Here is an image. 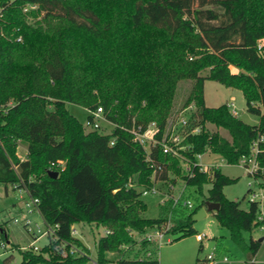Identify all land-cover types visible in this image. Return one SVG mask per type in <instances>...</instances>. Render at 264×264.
<instances>
[{"label": "trees", "instance_id": "trees-1", "mask_svg": "<svg viewBox=\"0 0 264 264\" xmlns=\"http://www.w3.org/2000/svg\"><path fill=\"white\" fill-rule=\"evenodd\" d=\"M27 4L38 8L25 11ZM37 16L36 24L28 22ZM205 69L209 73L201 75ZM187 78L194 86L185 104L194 103L196 112L184 131L182 144L188 149L182 152L190 162L184 170L181 157L159 145L147 159L149 150L123 126L157 121L162 139L177 86ZM207 79L241 89L259 122L246 123L228 104L208 106ZM69 103L89 111L102 106L113 129H89ZM208 123L230 137L209 131ZM196 126L201 132L191 133ZM262 136L264 0H0V184L8 192L24 179L39 197L44 218L59 224L58 239H49L37 252L22 251L23 264H90L89 248L72 233L80 222L106 228L96 242L100 264L111 263L112 252L123 253L119 264H160L156 256H142L150 241L145 238L135 248L132 234L159 229L167 219V207L160 217L144 216L148 205L142 195L155 184V172L156 180H169L173 173L200 190L211 184L188 218L170 207L182 215L171 230L177 238L194 232L191 221L206 201L218 202L214 213L220 225L231 230L253 261L261 241L243 244V231L264 225L260 203L252 201L245 209L229 199L224 187L237 179L219 167L201 170L198 155L211 150L239 163ZM21 143L27 145L26 158L18 155ZM259 143L264 166V140ZM60 161L63 168L52 167L59 175L50 176L51 164ZM253 175L264 177V172ZM72 247L84 248L85 254L72 253Z\"/></svg>", "mask_w": 264, "mask_h": 264}, {"label": "rangeland", "instance_id": "rangeland-1", "mask_svg": "<svg viewBox=\"0 0 264 264\" xmlns=\"http://www.w3.org/2000/svg\"><path fill=\"white\" fill-rule=\"evenodd\" d=\"M40 19L41 16L29 17L28 22L36 24ZM232 71L239 72L240 69L232 67ZM208 73L209 69L201 71V75H207ZM193 86L194 80L190 78L179 82L173 100L172 114L168 119L166 131L171 128L173 123H179L182 119H188L196 112L194 103L190 102L189 104H185L192 93ZM204 93L207 105L219 106L221 104L234 103V109L238 112L237 117L252 125L259 122L260 116L248 111L247 101L241 89L226 87L217 80L207 79ZM257 105L259 104L257 103ZM68 109L84 125L87 123L89 115L91 114L87 108L75 103H69ZM103 128L110 131L113 129V125L108 122H103ZM207 128L211 132H219L221 136L230 137L226 129L219 128L212 123H208ZM25 147L27 145L24 143H21L18 147V155L20 158H26L28 155L27 152L25 153ZM185 159L186 157L184 156L181 158V165L184 170H187L190 167V162ZM199 163L203 167L207 165L220 166L221 171L225 175L232 179H237L235 182L224 187V193L229 199L241 202L242 208L247 209L250 205L251 198L255 195L254 198L256 200L264 198V177H255L240 165V163H229L222 156L213 153L211 150L200 153ZM38 177L39 175L37 174L33 175L35 179ZM155 185L160 191H168L170 194L175 195L176 198L180 195L183 196L182 202L188 199L192 201L193 208L183 207L182 203L180 206H175L181 210L182 215L186 218L199 205L204 196L208 194L209 188L211 187V184L208 183L200 190L197 185L187 184L181 175L173 173H170L169 180H157ZM250 188L251 191H249ZM23 196H26V194L22 190L14 189L13 187L10 189L9 194H6L4 185L0 184V264H23L22 251L31 248L33 244L39 248H43L49 242L47 236L36 238L28 227L25 226V217L28 215L32 219V224L30 225L32 228L36 227L37 224H43V217L38 211L28 214ZM162 196L161 192L157 194L149 192L146 195H142L143 200L148 205L144 216L149 218L160 217L165 213L163 209L165 207L168 208V212L165 213L167 219L161 226V230L166 231L164 232V236L157 238V235L153 234L154 239L150 241V250L147 252L142 251V256L148 254L156 256L160 264H206V259L210 255H213L214 258L208 260L207 264H250V256L247 249L234 239L228 227L220 225L213 211H210L203 218L191 221V226L194 228L192 234L177 238L178 233L172 232L171 230L175 227L182 215L180 213L175 215L170 210V207L173 206L172 199L167 200L162 205ZM169 202H172L171 206H167ZM16 218L20 222H16ZM3 228H5L4 232L2 231ZM73 228L78 230L76 236L89 248L91 259H97L96 242L101 236L106 234V228L103 225L98 226L96 223L88 222L76 223ZM155 230L157 229H150L146 234L133 231L132 234L136 239L134 247L140 248L146 236L155 232ZM198 233L206 235L203 241L197 239ZM251 238L257 240L263 238L261 248L254 262L264 264V225L256 227L251 232L243 231V244L249 243ZM78 248L81 250L84 249L82 247ZM108 256L112 259V262L109 264H119L118 261L123 256V253L112 252ZM226 257L228 260H225Z\"/></svg>", "mask_w": 264, "mask_h": 264}, {"label": "built area", "instance_id": "built-area-1", "mask_svg": "<svg viewBox=\"0 0 264 264\" xmlns=\"http://www.w3.org/2000/svg\"><path fill=\"white\" fill-rule=\"evenodd\" d=\"M38 8L37 4H27L24 7L25 11H29L32 9H36ZM18 41H22V36H19ZM228 107L230 108V110L232 111V113L235 116H238V112L234 109V103H229ZM91 112V117H89L86 126L89 129H98V130H102L103 128V122H108L109 124L112 125V123L110 121H108V119L106 118L105 114H104V109L102 106L98 107L97 110H93L90 111ZM189 123V118L188 119H182V121H180L179 123H173L171 125V134L170 137H167V134L169 132L165 131L163 138L162 139H158L157 134L160 132V127L158 125V123L156 121L150 122L149 124H147L146 126H144L143 124H139V125H134L132 128H126L123 126L124 129H126L127 131L131 132L134 135V141L140 143L142 146H144L147 149V159H151V154H150V149L153 146H157L159 145L164 153H172L178 157H183V150H186V148H188L187 145H183L182 141L184 139V131H185V127H187ZM202 130L201 126H196L194 128L191 129V133H200ZM264 140V136L260 137L259 141H255L253 143V147H252V152L249 155H243L240 159V165H242L249 173L254 174L257 171H262L264 172V166L261 165L258 156L259 153L262 151V149L260 148V141ZM116 140L112 139L110 144L111 145H115ZM200 154L198 155L199 158ZM185 157V156H184ZM185 160L189 161L188 158H186ZM198 165L200 167L201 170L204 171H209L210 169L213 168H218L219 166H205L203 167L199 162ZM65 166V162L64 161H60L58 163H52L51 164V170L52 167H64ZM156 174V172H155ZM155 174L153 175L152 179L155 181V184L157 182L156 178H155ZM153 185L150 189H145L143 191V195L148 194L149 192L152 194H157L159 192H161V194L163 195L161 198V204L164 205L167 200L172 199L173 201V207L175 206H180L182 203L183 207H187V208H193V203L190 199L185 200L182 202V197L183 196H179L176 198L175 195L170 194L168 191L166 192H162L160 191L156 185ZM14 189H20L22 190L26 196H23L25 202V206L27 207V212L28 214H31L35 211H38L40 213V215L43 217V224H37L36 227H31L30 225L32 224V219L29 217V215L27 217H25V226L28 227V229L35 235L36 238H39L41 236H47L49 239L52 240H56L59 238L58 236V229H59V224H50L42 215L41 210H40V199L37 196H34L32 194V192L30 191L26 181L24 179H21V181L19 183H16L13 185ZM256 196V195H255ZM254 196V197H255ZM254 197L251 198L250 202L252 201H258L261 205V211H260V216L259 218L264 220V198H261V200H256ZM16 222H20V220L18 218L15 219ZM107 232V231H106ZM164 232L166 231H162L161 228L155 230V232L150 233L146 236V239L149 241H152L154 239L153 234L157 235V238H162L164 236ZM72 233L74 235H76L78 233V230L76 228H73ZM205 234H201L198 233L197 234V239L199 241H203L205 238ZM3 245H5L3 243ZM32 248L35 251H39L41 248H39L37 245L33 244ZM72 253H78L81 255H84L85 252H83V250L79 249V248H75L72 247L71 249ZM214 256L210 255L207 259H206V264L208 263V260L213 259ZM225 260H228V258L226 257ZM205 262V261H204ZM90 264H100V262L97 259H91L90 260ZM203 264V263H201Z\"/></svg>", "mask_w": 264, "mask_h": 264}, {"label": "water", "instance_id": "water-1", "mask_svg": "<svg viewBox=\"0 0 264 264\" xmlns=\"http://www.w3.org/2000/svg\"><path fill=\"white\" fill-rule=\"evenodd\" d=\"M48 173L52 177H57L59 175V172L57 170H49ZM219 208H220V203L208 200L206 201V204L194 214L193 220H198L200 218H203L207 215L208 212L217 211ZM262 240L263 238L260 239V241ZM250 264H257V263L254 261H251Z\"/></svg>", "mask_w": 264, "mask_h": 264}, {"label": "crops", "instance_id": "crops-1", "mask_svg": "<svg viewBox=\"0 0 264 264\" xmlns=\"http://www.w3.org/2000/svg\"><path fill=\"white\" fill-rule=\"evenodd\" d=\"M208 106H209V105H208ZM26 152L28 153V149H27V147H25V153H26ZM219 168H220V166H219ZM5 191H6V190H5ZM9 192H10V190H9L8 192H6V194H9ZM214 212H215V211H214ZM208 213H209V212H208ZM208 213H207V214H208ZM206 216H207V215H206ZM257 254H258V253H257ZM256 256H257V255H256ZM254 259H255V258H254ZM254 259H253V261H254ZM250 262H251V261H250Z\"/></svg>", "mask_w": 264, "mask_h": 264}]
</instances>
